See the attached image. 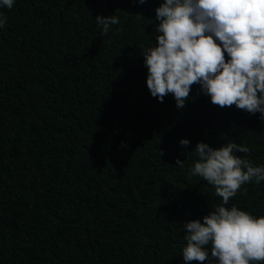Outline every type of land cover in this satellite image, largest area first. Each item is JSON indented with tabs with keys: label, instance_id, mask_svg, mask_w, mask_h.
I'll return each instance as SVG.
<instances>
[{
	"label": "trees",
	"instance_id": "1",
	"mask_svg": "<svg viewBox=\"0 0 264 264\" xmlns=\"http://www.w3.org/2000/svg\"><path fill=\"white\" fill-rule=\"evenodd\" d=\"M160 3L0 8V264H185L183 225L222 203L189 174L197 143L235 142L264 165L260 113L213 105L199 85L183 109L149 92L141 50L156 43ZM98 15L120 23L105 34ZM233 204L264 215V181Z\"/></svg>",
	"mask_w": 264,
	"mask_h": 264
},
{
	"label": "clouds",
	"instance_id": "2",
	"mask_svg": "<svg viewBox=\"0 0 264 264\" xmlns=\"http://www.w3.org/2000/svg\"><path fill=\"white\" fill-rule=\"evenodd\" d=\"M13 4L14 0H0V8L11 9ZM155 13L156 43L141 50L147 88L154 98L162 103L171 94L177 108L183 109L192 86L199 85L213 105H235L250 114L260 113L264 120V0H161ZM95 21L105 34L120 23L116 15H98ZM6 22L0 13V28ZM180 143L187 146L189 141ZM194 151L198 159L189 174L213 186L222 203L202 221L183 225L185 264L264 262V215L229 206L243 185L264 181V165L237 155L250 148L235 142L217 149L199 142ZM176 164L183 167L184 161L177 159Z\"/></svg>",
	"mask_w": 264,
	"mask_h": 264
}]
</instances>
